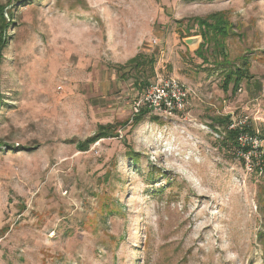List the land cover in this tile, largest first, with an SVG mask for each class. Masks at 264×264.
Returning <instances> with one entry per match:
<instances>
[{"label":"rangeland","instance_id":"1","mask_svg":"<svg viewBox=\"0 0 264 264\" xmlns=\"http://www.w3.org/2000/svg\"><path fill=\"white\" fill-rule=\"evenodd\" d=\"M0 10V264H264V0ZM204 19L230 30L227 61L210 39L202 58L183 44ZM139 52L156 59L149 82L191 93L184 113L131 129L139 92L118 68ZM243 57L249 83L225 92ZM227 117L254 131L245 155L224 145ZM105 124L119 137L84 151Z\"/></svg>","mask_w":264,"mask_h":264},{"label":"trees","instance_id":"2","mask_svg":"<svg viewBox=\"0 0 264 264\" xmlns=\"http://www.w3.org/2000/svg\"><path fill=\"white\" fill-rule=\"evenodd\" d=\"M1 13L2 11L0 10V14ZM215 18L220 19V15L218 14L212 15L210 17L211 23L215 21L213 20ZM2 19L5 20L3 16ZM209 23H210L209 20L205 21L204 19L197 21L196 24H194L198 29V34L191 36H199L201 38V42L198 48L194 51V53L199 57L201 56L202 58L203 56L202 52L207 49L208 47L207 42L210 39L212 41L211 43H215L217 45L214 46H216L217 50L220 51V54L223 55L222 58H224L225 61H227L228 56L226 53L222 52L221 49L222 48L224 49L225 47L224 44L229 37L230 30L219 28L220 23L218 22L217 23L218 26L216 25L217 29L211 31L212 29L209 28L211 24ZM3 29L4 31H6L7 27H4ZM187 37H190V35L184 36L182 39ZM155 64H156V59L153 55H147L144 52H139L132 59L128 60L123 65H120L118 71L121 72L120 74L122 79H130V78L133 79V86L137 89V91L140 94L141 91L150 84L149 79L155 76L154 73ZM247 70H248V63L245 57H243L241 65L237 66L236 69H233V72L229 71L223 74L222 87L224 91L227 92L229 90V87L231 86L230 89L231 93L232 94L236 93L239 90L240 83L242 81L248 82V80L251 78V76L249 77L246 75ZM149 113L150 112L147 110V108H143L137 114H133L130 120L126 121L123 126L130 125V128L133 129L139 123H141L146 117V115ZM151 119L156 120V118H151ZM129 121L130 124H128ZM218 124L224 127L223 130L224 132L223 140L225 142L224 145H229V147H232L233 150L237 151L238 153H241L242 155H245V153H247L249 148L246 145L241 146L238 142V138L241 134H248L250 136L255 137L254 131L251 129V127L248 125H238L233 128H230L231 122L229 117L225 119H221ZM116 128L117 126L115 124L98 125L94 136L88 139L87 142L84 144L83 146L84 151L87 150L89 144H93L100 139H112L119 137L114 132ZM126 155L132 159V162L134 164L137 163V161L135 160V155H133L132 152H126Z\"/></svg>","mask_w":264,"mask_h":264},{"label":"built area","instance_id":"3","mask_svg":"<svg viewBox=\"0 0 264 264\" xmlns=\"http://www.w3.org/2000/svg\"><path fill=\"white\" fill-rule=\"evenodd\" d=\"M190 93L191 90L186 89L178 80L158 76L138 95L134 102V114L147 108L155 116L173 118L185 112ZM256 141V137L248 134H241L238 138L241 146L254 145Z\"/></svg>","mask_w":264,"mask_h":264},{"label":"water","instance_id":"4","mask_svg":"<svg viewBox=\"0 0 264 264\" xmlns=\"http://www.w3.org/2000/svg\"><path fill=\"white\" fill-rule=\"evenodd\" d=\"M200 37L199 36H192V37H188L183 39V44L191 50H195L198 48L199 44H200Z\"/></svg>","mask_w":264,"mask_h":264}]
</instances>
